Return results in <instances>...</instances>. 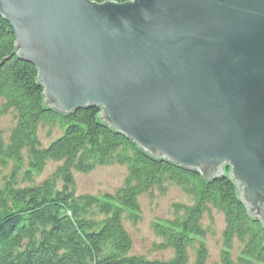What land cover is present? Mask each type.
<instances>
[{"label":"water","instance_id":"95a60500","mask_svg":"<svg viewBox=\"0 0 264 264\" xmlns=\"http://www.w3.org/2000/svg\"><path fill=\"white\" fill-rule=\"evenodd\" d=\"M44 97L147 155L229 176L264 225V0H0Z\"/></svg>","mask_w":264,"mask_h":264},{"label":"trees","instance_id":"16d2710c","mask_svg":"<svg viewBox=\"0 0 264 264\" xmlns=\"http://www.w3.org/2000/svg\"><path fill=\"white\" fill-rule=\"evenodd\" d=\"M15 49L13 30L0 14V116L14 115L10 130L0 128V167L10 171L0 185V264H186L196 242L194 264H202L207 254L201 219L211 209L225 219L221 264H264V225L240 201L229 168L219 177H205L149 156L109 127L96 106L68 114L55 110L44 97L36 66ZM40 128L49 137L51 130L58 132L44 143ZM48 161L57 164L55 170L35 181ZM116 164L127 167V175L115 192L75 194L74 172ZM168 184L180 186L192 201L175 203L173 218L153 220L152 231L161 239L157 246L171 249L172 256L132 253L124 222L141 217V195L164 192ZM234 240L241 245L235 260Z\"/></svg>","mask_w":264,"mask_h":264},{"label":"rangeland","instance_id":"374dc122","mask_svg":"<svg viewBox=\"0 0 264 264\" xmlns=\"http://www.w3.org/2000/svg\"><path fill=\"white\" fill-rule=\"evenodd\" d=\"M14 123L13 113L0 116V128L6 131L10 130ZM51 137L46 135V128L39 129L43 142L51 140L57 135L58 129L51 130ZM57 164L53 161H48L42 173L35 177V181H41L44 177L51 174ZM9 167H0V185L5 176L9 174ZM127 175V167L122 165H97L89 172H74V191L75 194H105L106 192H115L121 186ZM166 190H152L151 195L144 194L139 198L141 217L136 222L125 221V228L131 235L132 249L131 252L138 255L148 257H171L173 251L169 248L160 249L157 244L161 239L152 231L153 220L173 218L175 210L173 205L181 203L184 205L191 204V198L182 191V188L177 185L168 184ZM202 225L206 231L201 242L206 246V258L202 264H221V253L223 251V229L225 227V219L223 213L211 209L202 217ZM199 243L196 242L194 247L188 250L189 259L186 264H194L196 247ZM241 245L234 240L233 248L230 250L232 258L235 260L240 254Z\"/></svg>","mask_w":264,"mask_h":264},{"label":"bare ground","instance_id":"6f19581e","mask_svg":"<svg viewBox=\"0 0 264 264\" xmlns=\"http://www.w3.org/2000/svg\"><path fill=\"white\" fill-rule=\"evenodd\" d=\"M49 141H50V140H49ZM46 142H48V141H46ZM46 142H45V143H46ZM44 178H46V177H44ZM44 178H43V179H44ZM73 180H74V179H73ZM74 183H75V180H74ZM146 257H148V256H146ZM149 258H152V257H149Z\"/></svg>","mask_w":264,"mask_h":264}]
</instances>
